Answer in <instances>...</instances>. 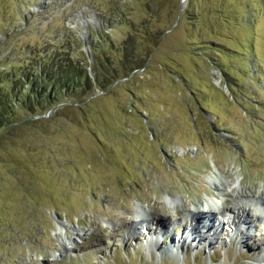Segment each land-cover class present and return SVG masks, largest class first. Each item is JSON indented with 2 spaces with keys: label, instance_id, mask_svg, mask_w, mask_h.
Wrapping results in <instances>:
<instances>
[{
  "label": "rangeland",
  "instance_id": "obj_1",
  "mask_svg": "<svg viewBox=\"0 0 264 264\" xmlns=\"http://www.w3.org/2000/svg\"><path fill=\"white\" fill-rule=\"evenodd\" d=\"M38 51L76 62L80 87L1 130L0 264H264L263 221L232 234L220 214L212 240L189 223L235 206L216 170L264 198V0H0V72Z\"/></svg>",
  "mask_w": 264,
  "mask_h": 264
},
{
  "label": "trees",
  "instance_id": "obj_2",
  "mask_svg": "<svg viewBox=\"0 0 264 264\" xmlns=\"http://www.w3.org/2000/svg\"><path fill=\"white\" fill-rule=\"evenodd\" d=\"M91 50L93 52L94 48L91 47ZM38 53L40 56L38 62L29 61L28 73L16 77L13 67L10 77H8L10 73L0 72V75L7 74L8 77L7 79L0 77V133L9 126L10 118L16 108L25 109L30 104L36 108L40 104H52L58 101V96L62 92L68 94L80 87L81 76L76 62L71 58H63L64 53L58 52L46 56H42L41 51ZM84 82L89 89L103 88V83L98 77L91 79L85 74Z\"/></svg>",
  "mask_w": 264,
  "mask_h": 264
},
{
  "label": "bare ground",
  "instance_id": "obj_3",
  "mask_svg": "<svg viewBox=\"0 0 264 264\" xmlns=\"http://www.w3.org/2000/svg\"><path fill=\"white\" fill-rule=\"evenodd\" d=\"M220 172L218 170H216V175H214L211 179H207V181L209 182L210 185L214 186V190L217 193V195L221 196L223 199L225 198H230L232 202H234L235 206L230 208L227 207L226 205H222L221 203H217L214 202L212 200H205V202L203 203V205L200 208H196L193 209V211H190L189 216L193 217V220L191 218V222H189L190 224L192 223L191 226H193L192 229L197 230L198 225H199V221L201 222V230H203V235L204 237L208 235V237L213 238V236H215L218 233L219 229H215L218 228L220 225L224 224V219H218L217 217L220 214H228L231 216V219H225L226 220V225L229 224V226L231 227V233L232 234H241L244 235V233L249 234L250 230H251V225L253 224V222H260L261 220V224H262V218L261 215L262 213H264V198L263 197H259L254 198V196L252 197L251 195H249L248 193L244 192L241 188V183L238 179L236 180H227L225 178H223L221 175H219ZM218 175V176H217ZM166 202L169 203L170 206H173L174 208L178 207V201L175 202L174 200H169V199H165ZM254 201V203H253ZM256 206L258 208V214L255 215L253 218L246 216V208L247 207H252L253 205ZM189 214V213H188ZM147 216V214L144 211H139L137 216L138 219V223H141L143 226L147 224L145 219ZM246 216V217H244ZM149 217V216H148ZM212 220H211V219ZM244 219V220H243ZM218 222L217 227L214 225L215 221ZM136 221V223H134V226L136 227L138 224ZM248 222V224H247ZM264 222V221H263ZM133 226V228H134ZM157 227V226H156ZM155 227V228H156ZM157 229V228H156ZM146 230V229H145ZM201 230H197L195 232H200ZM157 231V232H156ZM154 231L155 233L153 234V237L155 236L156 239L158 237V239L156 240L151 239V243L156 244L158 243L160 240V235L163 231V228H158V230ZM188 231V229H187ZM76 233V235H78L80 233V231H74ZM190 232V230H189ZM189 232L186 236L179 238L176 242L174 241V239H171V242H173V248L172 246L169 244V247H165L164 251L167 252L170 251L171 254H176V250L175 248H181L185 245V242L191 238L193 241L197 240L196 238L198 237H194L192 234H190ZM185 232H183L184 235ZM182 235V234H181ZM254 235V233H253ZM163 236V235H162ZM152 237V238H153ZM200 237V236H199ZM203 237V236H201ZM207 237V238H208ZM251 238V236H249ZM156 240V241H155ZM212 240V239H211ZM72 243V242H71ZM68 244V245H71ZM179 243V244H178ZM178 244V245H177ZM164 252V253H165ZM175 256V255H174Z\"/></svg>",
  "mask_w": 264,
  "mask_h": 264
}]
</instances>
